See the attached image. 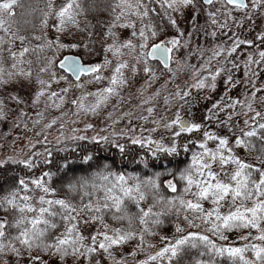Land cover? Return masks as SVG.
Instances as JSON below:
<instances>
[{
	"label": "snow or ice",
	"instance_id": "6c2138e0",
	"mask_svg": "<svg viewBox=\"0 0 264 264\" xmlns=\"http://www.w3.org/2000/svg\"><path fill=\"white\" fill-rule=\"evenodd\" d=\"M201 5L205 25L198 22ZM20 6V0H0V122L11 112L13 128L34 132L35 140L23 158L9 156L0 168L15 164L39 174L0 190V264H264V85L257 83L264 31L254 40L232 31L246 21L254 25L264 0H66L58 9L48 0L38 30L26 21L39 33L32 35L17 22ZM103 11L111 19L99 25L97 40L99 21L89 16ZM186 12L192 13L189 30L180 26ZM52 18L55 39L47 34ZM128 29L125 38L120 30ZM76 33H89L87 42ZM66 35L72 39L66 42ZM220 35L228 39L207 46ZM245 47L256 54L246 55ZM66 50L77 55L59 58ZM98 53L102 61L93 62ZM141 73L144 83L132 94L136 110H113L99 134L88 135L95 131L91 123L75 126L100 116L113 100L119 108ZM33 80L28 100L3 93ZM61 84L67 86L53 90ZM87 85L100 87L87 91ZM75 90L80 94L69 101ZM201 102L205 115L186 118ZM69 103L74 110L64 112ZM49 109L62 115L49 119ZM53 130L58 134L50 141ZM69 141L114 148L120 167L94 151L72 159L77 147ZM168 218L171 238L160 235ZM230 233L239 239L230 241ZM156 237L162 246L152 242ZM140 255L145 258L137 260Z\"/></svg>",
	"mask_w": 264,
	"mask_h": 264
},
{
	"label": "rangeland",
	"instance_id": "374dc122",
	"mask_svg": "<svg viewBox=\"0 0 264 264\" xmlns=\"http://www.w3.org/2000/svg\"><path fill=\"white\" fill-rule=\"evenodd\" d=\"M66 3V0H55V7L58 9L59 7H61L63 4ZM202 7V12L201 15L199 17V24L201 25H205L206 24V20H207V7L201 5ZM192 16L191 12H186L185 17L180 21V26L181 28L185 29V30H189L191 28V22H190V17ZM236 16L238 18H242V14L240 13H236ZM255 24L253 25L250 21H246L244 28L242 29H236L235 27H233L232 31L233 33H237L239 32V35L241 38L247 39V40H254L255 37L257 36V34L261 33L262 31H264V14H262L261 16H257L255 17ZM105 23V22H104ZM103 23V24H104ZM231 23V21H230ZM56 21L54 18H52L49 21V36L50 38L55 39L57 33L54 31V27H55ZM139 26V25H138ZM211 30V29H210ZM121 34L123 37L127 38V36L130 35L131 30H120ZM174 34V30L169 32L168 35H173ZM167 38V37H166ZM63 39H65V41H69L72 39L71 35H66L65 37H63ZM228 37L224 36V35H220L217 37V39L215 41H213L210 37L207 40V46L208 47H213L215 44H219V43H223L225 40H227ZM200 43L202 45L205 44V40L203 35H201L200 38ZM259 42L257 41V44ZM100 47V45H98ZM17 47H19V45H17ZM259 50H264V47H261ZM70 53H74L72 50ZM241 51H243L246 55L247 54H253L255 55L257 52V48L253 47L251 49H246L243 48ZM99 56H97V58H92L93 62H101L103 59L102 54H98ZM192 63L195 64L196 60L193 59ZM58 71L63 72V70L58 69ZM239 76L241 79H243V73L240 72ZM163 81L161 80L160 83H162ZM144 83V79H143V74L141 73V76L137 78V81L135 83V85L129 89L124 91L122 94L125 97V102L120 104L119 108H115L114 109V105H116L117 103H119V101L117 100H113L112 103L103 111V113L100 116L97 117H84L80 123H78L77 125H75L78 128H83L85 126V123H91L94 126V132H90L88 133L89 136L93 135V134H99V130L101 128L107 127L109 123H111V121H108L106 119V117L108 116V114L110 112H112L113 110H115L117 113H120L121 110H123L124 112H127L129 110H136V105L138 104L139 101L135 100L133 98V93L136 92V90ZM181 83H183V78L181 79ZM258 85H264V72L261 73V78L258 80ZM67 85L61 84V85H55L53 90L59 91V89L61 87H66ZM100 87V85H87L86 86V90L87 91H96L97 88ZM156 87H159V85L157 84L156 86H154V88L152 89V91L155 90ZM36 85L35 82L33 80V83L31 85H25L24 87H21L19 84L17 85H13L10 86L9 88L3 90V93L6 95L9 92H18L20 93L25 100H28V98L33 94V91L35 90ZM241 92L244 91L243 87H241L240 89ZM80 94L79 90H75L74 93L69 95V101H71V99L73 98V96H78ZM218 94H222V89L220 90V92H218ZM238 95V93H237ZM264 95V94H262ZM128 100H132V103L129 104L127 103ZM12 108H15V105L11 106ZM41 109H43V104H41ZM159 108L161 110H163V101H160V105ZM69 110H74L71 103H69L65 108H64V112H69ZM29 112V116H34V111L28 109ZM195 115V118L197 120H199L201 117H203L206 113V107L204 105L203 102H201V104L194 108L192 110V113H185L186 118H192V115ZM159 114V113H158ZM10 115V119L8 121H3L0 122V162L7 160L9 158V156H17L18 158H23V154L27 153L28 151V147H29V140H35V133L32 131H25L23 129H14L13 128V121L15 120V116H13L11 114V112L9 113ZM49 119L52 118H56L58 116H61L62 113L61 112H56V111H52L51 109H49L48 113H47ZM169 115H171V113H169ZM73 119V117L71 116V114L69 113V116L66 118V122L68 120ZM242 122V119H241ZM137 121H134L133 124L131 125L132 127H137ZM127 125V121L124 120L122 122L121 125L118 126V130L119 128H124ZM71 127V126H69ZM147 127H151V125H148ZM11 133V134H9ZM58 133L56 132V130H53L49 139L50 141H54L55 137ZM81 135H83L84 133H80ZM137 134H139V130H137ZM222 134L227 135V131L226 130H222ZM69 135H71L70 131H69ZM211 147H215V145H211ZM242 156H246L247 153L241 152L240 153ZM217 170H219V166H217ZM230 238H232L233 240H238L239 238H235L233 235H230ZM130 255V253L128 254ZM145 257H142L141 255L137 257V260L140 259H144Z\"/></svg>",
	"mask_w": 264,
	"mask_h": 264
},
{
	"label": "trees",
	"instance_id": "16d2710c",
	"mask_svg": "<svg viewBox=\"0 0 264 264\" xmlns=\"http://www.w3.org/2000/svg\"><path fill=\"white\" fill-rule=\"evenodd\" d=\"M47 2L48 0H20L21 6L16 8L15 11L17 13V22L20 24V26L24 29H26V33L28 35L32 34H39L38 31L36 33L33 32L32 29V24L31 23H26V21H32L35 23L37 30L39 29V24L41 20V15L42 13L46 10L47 8ZM89 0H85V3L87 4ZM83 19V17H81ZM89 19L91 20L92 23H97L98 24V30L95 32V38L97 40L100 39V28L99 25H102L104 22H107L108 20L111 19L110 13L108 11H103L101 13L96 14V18L93 19L92 16H89ZM75 32V30H72ZM49 35V31L47 33ZM89 35V33H76V38L82 41H86V37ZM50 37V36H49ZM99 43H97L96 46H98ZM99 47V46H98ZM246 49H249L245 47ZM74 53H76L74 50H72ZM71 52L69 50H66L65 52L61 53L60 56H62L64 53ZM77 54V53H76ZM99 54V53H98ZM95 55L93 58H97L99 55ZM48 55H51V53H48ZM30 59H33L36 61V57L32 56ZM10 67V62L8 64ZM34 69L39 68L38 63H34L33 65ZM69 146L70 147H77V152L70 154L72 159H78L80 155H82L85 151H94L97 153V159L104 161L107 159L109 162L115 160L116 161V167L119 168V156L114 155L115 149H107V146L104 145H93L89 144L87 142H81V145L77 146L74 142L69 141ZM211 146V145H210ZM38 151L42 150V148H37ZM58 156H63L64 153H58ZM78 169H86L87 166H80L79 164L76 165ZM55 170V169H53ZM94 170V169H93ZM128 170H132L131 167L128 168ZM39 174V170L36 172H27L25 169H23L22 166L20 165H15V164H8L4 168H0V190L6 189L9 184H12L18 180L20 177H24L27 179L30 176H35ZM206 208H210V204H205ZM195 231V230H193ZM202 231V229H201ZM174 232V221L173 218H168L165 222V224L161 227L160 230V235L166 236L168 238H171ZM247 234V233H245ZM230 235H233L235 238H239L238 233H230L229 234V239L230 241L233 240L230 238ZM153 243H156L157 245L162 246V241H160L159 237L156 238H151ZM134 247V245L132 246ZM131 252V247H126L124 249V255H128ZM142 257H145L144 255H141ZM105 264H108L107 261H105Z\"/></svg>",
	"mask_w": 264,
	"mask_h": 264
},
{
	"label": "water",
	"instance_id": "95a60500",
	"mask_svg": "<svg viewBox=\"0 0 264 264\" xmlns=\"http://www.w3.org/2000/svg\"><path fill=\"white\" fill-rule=\"evenodd\" d=\"M65 55H67V56H76V54H65ZM65 55H64V56H65ZM64 56H62V58H63ZM62 58H61V59H62ZM61 70H62V69H61Z\"/></svg>",
	"mask_w": 264,
	"mask_h": 264
},
{
	"label": "bare ground",
	"instance_id": "6f19581e",
	"mask_svg": "<svg viewBox=\"0 0 264 264\" xmlns=\"http://www.w3.org/2000/svg\"><path fill=\"white\" fill-rule=\"evenodd\" d=\"M96 47L99 48L98 46ZM65 54H70V52L64 53L62 56H64ZM62 56H60L59 58H62Z\"/></svg>",
	"mask_w": 264,
	"mask_h": 264
}]
</instances>
